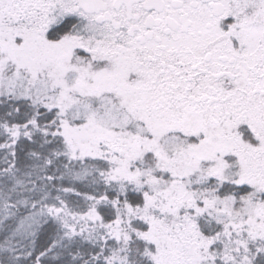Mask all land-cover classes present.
Returning <instances> with one entry per match:
<instances>
[{
    "label": "snow or ice",
    "instance_id": "snow-or-ice-1",
    "mask_svg": "<svg viewBox=\"0 0 264 264\" xmlns=\"http://www.w3.org/2000/svg\"><path fill=\"white\" fill-rule=\"evenodd\" d=\"M0 264H264V0H0Z\"/></svg>",
    "mask_w": 264,
    "mask_h": 264
}]
</instances>
